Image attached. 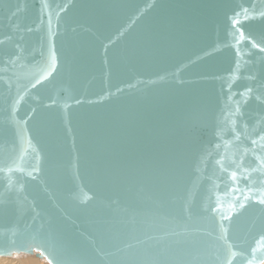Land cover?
<instances>
[{
    "label": "water",
    "instance_id": "obj_1",
    "mask_svg": "<svg viewBox=\"0 0 264 264\" xmlns=\"http://www.w3.org/2000/svg\"><path fill=\"white\" fill-rule=\"evenodd\" d=\"M261 12L0 0V247L45 243L51 264L263 262Z\"/></svg>",
    "mask_w": 264,
    "mask_h": 264
},
{
    "label": "snow or ice",
    "instance_id": "obj_2",
    "mask_svg": "<svg viewBox=\"0 0 264 264\" xmlns=\"http://www.w3.org/2000/svg\"><path fill=\"white\" fill-rule=\"evenodd\" d=\"M259 16L264 17V12L259 13ZM245 19L247 20V17H245ZM232 23L234 25H236V24H240V21L239 20H233ZM242 34L243 33H241V35ZM261 51H264V49H261ZM55 63H56L55 57H53V61H52L53 68L55 67ZM50 74L51 73H49V75ZM44 78H46V77H44ZM40 83H41V80L38 79L35 82V84L32 85V87H36V85H38ZM240 95L242 96L243 93H240ZM81 102L82 101H79V100L76 101V103H78V104ZM34 171L39 172L40 169L34 168ZM230 179L234 182V185H236V186H234L233 188H230L229 190L234 191V192L242 191L240 189V187L238 186V184H236V182L238 180L236 172H232L230 174ZM243 179H247V177H243ZM249 191H251V190L249 189ZM237 199H239V197H237ZM248 199H249V196L245 195L244 200L247 201ZM253 202L264 205V199H260L259 197H256ZM240 207H244V203H241ZM214 211H215V209H214ZM33 249H40L43 254L50 256L54 260L57 259V252L53 246L45 244V243L37 242V241H33V242H29V243H21V244H17L15 241H11L8 246L0 247V252H3L5 255H8L14 251H29V252H31ZM57 264H60V262L57 261Z\"/></svg>",
    "mask_w": 264,
    "mask_h": 264
},
{
    "label": "clouds",
    "instance_id": "obj_3",
    "mask_svg": "<svg viewBox=\"0 0 264 264\" xmlns=\"http://www.w3.org/2000/svg\"><path fill=\"white\" fill-rule=\"evenodd\" d=\"M0 264H43V262L30 256L16 259L0 255Z\"/></svg>",
    "mask_w": 264,
    "mask_h": 264
},
{
    "label": "bare ground",
    "instance_id": "obj_4",
    "mask_svg": "<svg viewBox=\"0 0 264 264\" xmlns=\"http://www.w3.org/2000/svg\"><path fill=\"white\" fill-rule=\"evenodd\" d=\"M5 256L16 258V259L30 256V257H35V258L39 259L40 261L43 262V264H51L49 258L46 255L42 254L41 251H39L37 249L34 250L33 254L12 252L11 254L5 255ZM260 264H264V261L261 262Z\"/></svg>",
    "mask_w": 264,
    "mask_h": 264
}]
</instances>
